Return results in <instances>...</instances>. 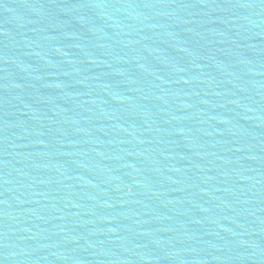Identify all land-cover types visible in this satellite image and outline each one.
Listing matches in <instances>:
<instances>
[{"label":"water","instance_id":"95a60500","mask_svg":"<svg viewBox=\"0 0 264 264\" xmlns=\"http://www.w3.org/2000/svg\"><path fill=\"white\" fill-rule=\"evenodd\" d=\"M0 264H264V0H0Z\"/></svg>","mask_w":264,"mask_h":264}]
</instances>
